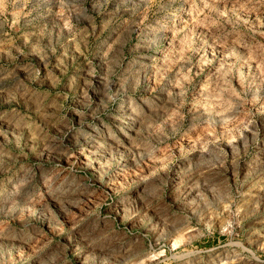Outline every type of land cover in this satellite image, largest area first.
Segmentation results:
<instances>
[{
  "label": "rangeland",
  "instance_id": "374dc122",
  "mask_svg": "<svg viewBox=\"0 0 264 264\" xmlns=\"http://www.w3.org/2000/svg\"><path fill=\"white\" fill-rule=\"evenodd\" d=\"M0 264H264V0H0Z\"/></svg>",
  "mask_w": 264,
  "mask_h": 264
}]
</instances>
